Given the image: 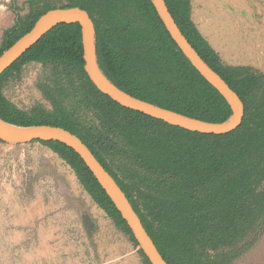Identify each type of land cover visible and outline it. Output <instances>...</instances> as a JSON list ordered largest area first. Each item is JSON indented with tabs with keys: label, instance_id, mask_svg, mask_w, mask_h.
I'll return each mask as SVG.
<instances>
[{
	"label": "trees",
	"instance_id": "trees-1",
	"mask_svg": "<svg viewBox=\"0 0 264 264\" xmlns=\"http://www.w3.org/2000/svg\"><path fill=\"white\" fill-rule=\"evenodd\" d=\"M164 2L189 45L240 99L243 118L235 131L188 132L113 102L83 71L78 24L55 26L0 75V119L75 135L124 193L166 264H233L264 234V72L222 61L194 24L191 0ZM56 8L87 12L95 27L99 69L121 91L209 123L231 115L225 100L170 38L150 0H27L25 14L3 32L0 55ZM29 64L40 67L34 87L46 105L22 110L3 91ZM32 143L69 168L141 264H150L80 157L57 142ZM48 165L56 188L62 185L70 195L65 178ZM76 210L95 248L97 221L83 199H76Z\"/></svg>",
	"mask_w": 264,
	"mask_h": 264
},
{
	"label": "rangeland",
	"instance_id": "rangeland-1",
	"mask_svg": "<svg viewBox=\"0 0 264 264\" xmlns=\"http://www.w3.org/2000/svg\"><path fill=\"white\" fill-rule=\"evenodd\" d=\"M27 0H0V41L26 12ZM192 20L228 62L251 64L264 72V0H191ZM227 63V62H226ZM40 67H23L5 97L19 109L46 103L34 87ZM69 184L56 188L49 165ZM31 186L28 188V183ZM83 199L99 231L93 248L78 220ZM0 264H141L127 238L81 191L75 176L39 143H0ZM233 264H264V234Z\"/></svg>",
	"mask_w": 264,
	"mask_h": 264
},
{
	"label": "water",
	"instance_id": "water-1",
	"mask_svg": "<svg viewBox=\"0 0 264 264\" xmlns=\"http://www.w3.org/2000/svg\"><path fill=\"white\" fill-rule=\"evenodd\" d=\"M170 38L199 75L225 100L231 115L221 123H209L185 116L134 98L113 85L100 71L96 58V32L89 15L79 8L52 9L41 15L32 28L0 55V75L49 30L60 24H78L81 33L84 72L103 95L126 109L142 113L170 126L206 135H224L235 131L243 118V105L228 85L198 56L179 31L164 0H150ZM33 141L57 142L72 149L88 168L100 188L126 223L133 239L150 264H166L145 232L139 218L115 181L97 162L88 148L73 134L48 125L20 126L0 119V142L24 145Z\"/></svg>",
	"mask_w": 264,
	"mask_h": 264
},
{
	"label": "crops",
	"instance_id": "crops-1",
	"mask_svg": "<svg viewBox=\"0 0 264 264\" xmlns=\"http://www.w3.org/2000/svg\"><path fill=\"white\" fill-rule=\"evenodd\" d=\"M207 40V39H206ZM208 41V40H207ZM209 42V41H208ZM209 44L211 45V43L209 42ZM212 46V45H211ZM213 47V46H212ZM214 48V47H213ZM214 50L218 53V55L220 56L221 60L224 61V62H227L228 64H231V65H236V64H240V63H232V62H228V60H226V57H222L221 54L214 48Z\"/></svg>",
	"mask_w": 264,
	"mask_h": 264
}]
</instances>
